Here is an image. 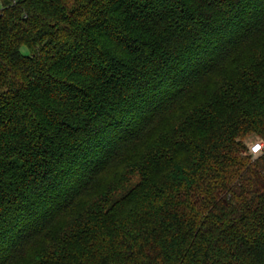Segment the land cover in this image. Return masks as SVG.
Instances as JSON below:
<instances>
[{
  "label": "trees",
  "instance_id": "obj_1",
  "mask_svg": "<svg viewBox=\"0 0 264 264\" xmlns=\"http://www.w3.org/2000/svg\"><path fill=\"white\" fill-rule=\"evenodd\" d=\"M0 2V264H264V0Z\"/></svg>",
  "mask_w": 264,
  "mask_h": 264
},
{
  "label": "built area",
  "instance_id": "obj_2",
  "mask_svg": "<svg viewBox=\"0 0 264 264\" xmlns=\"http://www.w3.org/2000/svg\"><path fill=\"white\" fill-rule=\"evenodd\" d=\"M249 153L252 157L256 158L264 154V140H257L249 147Z\"/></svg>",
  "mask_w": 264,
  "mask_h": 264
},
{
  "label": "rangeland",
  "instance_id": "obj_3",
  "mask_svg": "<svg viewBox=\"0 0 264 264\" xmlns=\"http://www.w3.org/2000/svg\"><path fill=\"white\" fill-rule=\"evenodd\" d=\"M2 7V4H1V2H0V8ZM24 52L25 53H29L28 52V50L26 49V48H24ZM257 140H261L260 138H253L252 140H249V146L252 144V143H254L255 141H257ZM128 189L129 188H127L126 190H123V191H121V193L120 194H118V197H121L122 195H124L127 191H128Z\"/></svg>",
  "mask_w": 264,
  "mask_h": 264
},
{
  "label": "snow or ice",
  "instance_id": "obj_4",
  "mask_svg": "<svg viewBox=\"0 0 264 264\" xmlns=\"http://www.w3.org/2000/svg\"><path fill=\"white\" fill-rule=\"evenodd\" d=\"M196 67H197V69H198L199 65H197Z\"/></svg>",
  "mask_w": 264,
  "mask_h": 264
}]
</instances>
